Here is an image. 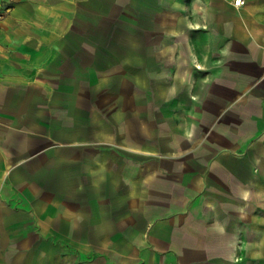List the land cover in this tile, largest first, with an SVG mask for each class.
I'll list each match as a JSON object with an SVG mask.
<instances>
[{"label":"crops","instance_id":"0c3cea01","mask_svg":"<svg viewBox=\"0 0 264 264\" xmlns=\"http://www.w3.org/2000/svg\"><path fill=\"white\" fill-rule=\"evenodd\" d=\"M0 0V264H264V0Z\"/></svg>","mask_w":264,"mask_h":264},{"label":"built area","instance_id":"2783aa9c","mask_svg":"<svg viewBox=\"0 0 264 264\" xmlns=\"http://www.w3.org/2000/svg\"><path fill=\"white\" fill-rule=\"evenodd\" d=\"M233 4L236 8H240L246 4V1L245 0H234ZM4 18H5V14L3 13L2 8H0V23L4 20Z\"/></svg>","mask_w":264,"mask_h":264}]
</instances>
